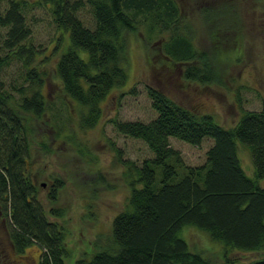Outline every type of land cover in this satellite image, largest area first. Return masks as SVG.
I'll use <instances>...</instances> for the list:
<instances>
[{"label":"trees","instance_id":"obj_1","mask_svg":"<svg viewBox=\"0 0 264 264\" xmlns=\"http://www.w3.org/2000/svg\"><path fill=\"white\" fill-rule=\"evenodd\" d=\"M24 1L0 0V26L7 27L0 44V213L17 251L34 243L39 248L36 264H66L68 231L58 219H48V213L55 218L63 214L53 205L62 181L55 177L50 184L46 196L52 205L47 211L27 168L30 144L24 115L40 119L47 110L42 88L49 74L42 64L54 54L52 77L77 106L83 128L98 121L108 94L124 87L128 70L123 35L140 23L147 26V34L169 32L161 51L180 64L185 79L211 81V69L205 55L191 46V28L181 22L175 0H37L48 7L54 25L47 53V43L38 48L32 41ZM85 5L90 25L79 15ZM11 61L17 62V79L6 88L2 72ZM128 92H135L133 85ZM147 94L155 112L151 119L112 122L117 131L142 139L150 155L136 164L114 148L129 189L125 205L79 261L215 264L189 248L179 235L183 226L221 243L225 264L236 259L228 256L231 250L264 253V97L256 109L238 103L239 115L225 126L212 113L172 99L159 86H147ZM171 136L192 144L209 138L212 143L204 161L193 165L169 143ZM239 146L246 149L250 172L238 155ZM245 264H264V254Z\"/></svg>","mask_w":264,"mask_h":264},{"label":"rangeland","instance_id":"obj_2","mask_svg":"<svg viewBox=\"0 0 264 264\" xmlns=\"http://www.w3.org/2000/svg\"><path fill=\"white\" fill-rule=\"evenodd\" d=\"M36 1L25 0L24 13L31 27L32 41L38 48L47 43V53L52 45L48 41L53 36L54 25L48 7ZM175 1L181 9V22H187L193 33L187 32L191 46L195 45L208 60L211 81L185 79L180 64L161 51V42L169 32L150 30L147 34V26L140 23L124 31L128 70L124 87L112 90L101 102L98 121L83 128L78 125L77 106L52 77L54 54L42 64L48 70L46 75L49 74L42 88L47 110L40 119L24 115L30 144L27 168L47 211L52 204L46 192L55 177L62 181L53 205L61 207L63 214L55 218L48 213V219H58L68 231L66 264H84L79 259L87 257L95 248L94 241L108 232L112 217L125 205L129 189L114 148L121 149L122 157L136 164L150 155L142 139L117 131L112 122L113 118L149 120L153 117L155 112L147 86H159L172 99L212 113L225 126L231 125L239 115L238 103L256 109L264 97V0ZM79 15L90 25L92 17L86 5L79 10ZM6 28L0 26V44ZM0 52L3 51L0 49ZM11 62L2 72L6 88L10 87L9 81L17 79V62ZM130 85L135 88L133 94L128 92ZM121 90L125 91L119 96ZM169 143L179 150L185 163L196 165L204 161L212 142L204 138L192 144L171 136ZM238 155L250 172L246 149L239 146ZM5 220L0 213V264H36L38 246L31 243L17 251L8 238ZM179 235L191 250L215 264H225L221 243L204 232L183 226ZM227 254L230 258L236 257L232 264H245L264 253L231 250Z\"/></svg>","mask_w":264,"mask_h":264}]
</instances>
